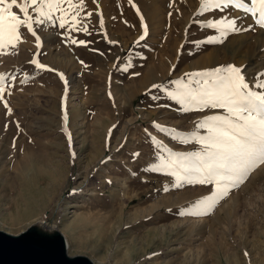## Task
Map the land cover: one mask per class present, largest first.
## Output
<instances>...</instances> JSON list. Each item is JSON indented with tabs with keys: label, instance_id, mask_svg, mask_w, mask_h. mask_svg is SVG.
<instances>
[{
	"label": "rangeland",
	"instance_id": "rangeland-1",
	"mask_svg": "<svg viewBox=\"0 0 264 264\" xmlns=\"http://www.w3.org/2000/svg\"><path fill=\"white\" fill-rule=\"evenodd\" d=\"M254 7L256 17L202 0H83L85 32L73 0L65 28L34 25L41 47L22 28L25 42L0 49V230L56 227L70 255L95 264H264V164L214 211L201 203L213 186L177 187L162 167L202 151L192 133L227 115L178 102L212 79L196 74L234 65L261 90ZM232 20L242 31H227Z\"/></svg>",
	"mask_w": 264,
	"mask_h": 264
},
{
	"label": "snow or ice",
	"instance_id": "snow-or-ice-1",
	"mask_svg": "<svg viewBox=\"0 0 264 264\" xmlns=\"http://www.w3.org/2000/svg\"><path fill=\"white\" fill-rule=\"evenodd\" d=\"M251 2L254 6L259 5V16L255 23L264 29V0H251ZM202 3L213 8L231 5L237 9H244L253 17L257 16V8L249 7L244 0H202ZM65 4L67 8L64 7ZM82 11L83 0H79V11L74 15H71L73 0H22V2L11 0L10 3L9 0H0V49L8 46L17 47L25 42L22 28H26L27 32L35 37L36 46L39 48L42 46V41L34 25L39 26L41 31L50 24L63 29L65 28L63 17L69 15L73 25L83 24V30L87 32V24L83 21L90 17L91 13L86 17H79V12ZM54 13H62L56 18L60 20L58 24L54 19ZM222 23L227 24V31H242L234 20ZM101 26H103L102 14ZM208 27H216V25L209 24ZM76 30L81 29L76 28ZM218 30L222 35L224 34L223 30ZM6 35L7 39H5ZM72 43L77 41L72 40ZM33 62L38 68L45 67L38 61ZM221 72L225 74L220 75ZM196 75L212 77V79H204L199 90L191 89L181 96L178 102L197 109H224L227 115H213L201 122L198 128L205 129L206 136L192 133L202 146V151L193 152L190 156L173 155L170 160L162 164V167L175 177L177 187L183 183L213 186L215 194L201 203L214 211L220 200L243 184L257 166L264 164V82L256 85L261 90H253L246 82L242 69L234 65ZM61 78L63 79L62 74ZM5 80L6 77L0 75V98L4 91ZM189 83L195 81L191 80ZM210 214L211 211L203 213V215Z\"/></svg>",
	"mask_w": 264,
	"mask_h": 264
},
{
	"label": "water",
	"instance_id": "water-1",
	"mask_svg": "<svg viewBox=\"0 0 264 264\" xmlns=\"http://www.w3.org/2000/svg\"><path fill=\"white\" fill-rule=\"evenodd\" d=\"M0 264H95L70 255L66 237L56 227L39 222L19 234L0 230Z\"/></svg>",
	"mask_w": 264,
	"mask_h": 264
},
{
	"label": "bare ground",
	"instance_id": "bare-ground-1",
	"mask_svg": "<svg viewBox=\"0 0 264 264\" xmlns=\"http://www.w3.org/2000/svg\"><path fill=\"white\" fill-rule=\"evenodd\" d=\"M141 84V83H140Z\"/></svg>",
	"mask_w": 264,
	"mask_h": 264
}]
</instances>
